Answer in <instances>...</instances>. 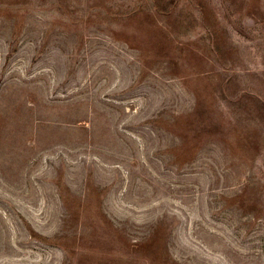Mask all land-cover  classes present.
I'll use <instances>...</instances> for the list:
<instances>
[{
	"label": "rangeland",
	"instance_id": "1",
	"mask_svg": "<svg viewBox=\"0 0 264 264\" xmlns=\"http://www.w3.org/2000/svg\"><path fill=\"white\" fill-rule=\"evenodd\" d=\"M0 264H264V0H0Z\"/></svg>",
	"mask_w": 264,
	"mask_h": 264
}]
</instances>
